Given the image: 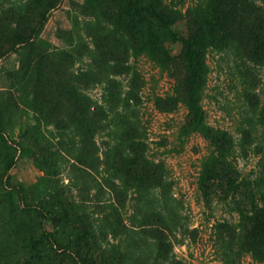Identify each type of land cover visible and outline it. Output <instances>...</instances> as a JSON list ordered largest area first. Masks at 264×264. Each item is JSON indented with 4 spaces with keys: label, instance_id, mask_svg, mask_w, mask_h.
Returning a JSON list of instances; mask_svg holds the SVG:
<instances>
[{
    "label": "rangeland",
    "instance_id": "374dc122",
    "mask_svg": "<svg viewBox=\"0 0 264 264\" xmlns=\"http://www.w3.org/2000/svg\"><path fill=\"white\" fill-rule=\"evenodd\" d=\"M254 205L264 0H0V264H264Z\"/></svg>",
    "mask_w": 264,
    "mask_h": 264
},
{
    "label": "trees",
    "instance_id": "16d2710c",
    "mask_svg": "<svg viewBox=\"0 0 264 264\" xmlns=\"http://www.w3.org/2000/svg\"><path fill=\"white\" fill-rule=\"evenodd\" d=\"M157 17L160 19V24L162 27H164L168 33L173 36L176 37V32L174 31L172 24H173V20L171 19L170 16H166L162 13H157ZM185 45L187 47V49L191 52V57L189 59V67L191 69L195 70V53H196V48H195V40L189 38V39H184ZM197 59V58H196ZM221 139L225 142L228 141V135H227V131L222 130L221 131ZM220 171L222 174V178L223 179H230L232 178V173L234 172H230L228 169L227 164L223 161L222 165H220ZM230 173V174H229ZM227 184H229V182H226ZM251 212L252 215L250 217V226L248 228L249 231V238L250 241L253 242L256 245L262 246L264 245V210L263 209H257L256 205L252 206L251 208Z\"/></svg>",
    "mask_w": 264,
    "mask_h": 264
}]
</instances>
